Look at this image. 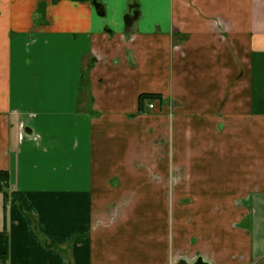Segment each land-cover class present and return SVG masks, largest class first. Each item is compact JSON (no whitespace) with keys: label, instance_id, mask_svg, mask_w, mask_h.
Segmentation results:
<instances>
[{"label":"crops","instance_id":"obj_1","mask_svg":"<svg viewBox=\"0 0 264 264\" xmlns=\"http://www.w3.org/2000/svg\"><path fill=\"white\" fill-rule=\"evenodd\" d=\"M0 172V264H264V0H0Z\"/></svg>","mask_w":264,"mask_h":264},{"label":"trees","instance_id":"obj_2","mask_svg":"<svg viewBox=\"0 0 264 264\" xmlns=\"http://www.w3.org/2000/svg\"><path fill=\"white\" fill-rule=\"evenodd\" d=\"M145 98H158L157 96H151V95H142L140 96V101H142ZM0 181L3 182L5 185L7 182V175L4 172H0Z\"/></svg>","mask_w":264,"mask_h":264},{"label":"rangeland","instance_id":"obj_3","mask_svg":"<svg viewBox=\"0 0 264 264\" xmlns=\"http://www.w3.org/2000/svg\"><path fill=\"white\" fill-rule=\"evenodd\" d=\"M143 100L146 102L145 104L147 105L148 109H153L155 98H145Z\"/></svg>","mask_w":264,"mask_h":264}]
</instances>
